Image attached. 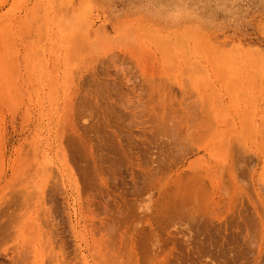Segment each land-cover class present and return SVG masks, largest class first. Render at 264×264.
<instances>
[{"label": "rangeland", "instance_id": "374dc122", "mask_svg": "<svg viewBox=\"0 0 264 264\" xmlns=\"http://www.w3.org/2000/svg\"><path fill=\"white\" fill-rule=\"evenodd\" d=\"M19 263L264 264V0H0Z\"/></svg>", "mask_w": 264, "mask_h": 264}, {"label": "bare ground", "instance_id": "6f19581e", "mask_svg": "<svg viewBox=\"0 0 264 264\" xmlns=\"http://www.w3.org/2000/svg\"><path fill=\"white\" fill-rule=\"evenodd\" d=\"M192 106H193V105H192ZM186 108H187V107H186ZM189 108H190V107H189ZM194 108H195V107H194ZM187 111H188V109H187ZM193 111H194V109H193ZM193 111H191V112H193ZM194 112H195V111H194ZM194 112H193V113H194ZM195 114H196V113H195ZM195 114H194V115H195ZM194 115H193V116H194ZM156 116H157V115H156ZM165 116H166V115H165ZM198 116H199V114H198ZM188 117H189V116H188ZM162 118H163V117H162ZM165 118H166V117H165ZM189 118H190V117H189ZM153 119H154V118H153ZM167 119H168V117H167ZM183 119H184V118H183ZM187 119H188V118H187ZM189 120H191V118H190ZM187 122H188V120H187ZM192 122L194 123V121H192ZM163 123H164V120H163ZM190 123H191V122H190ZM190 123H189V125H191ZM193 123H192V124H193ZM181 124H182V123H181ZM175 128H176V127H175ZM182 128H183V127H182ZM180 129H181V128H180ZM178 130H179V129H178ZM174 131H175V129H174ZM183 131H184V129H183ZM191 132H193V131H191ZM175 133H177V130H176ZM179 133H180V132H179ZM183 133H184V132H183ZM183 135H184V134H183ZM192 135H194V132H193V134H191L190 136H192ZM175 136L177 137V134H176ZM178 136H179V135H178ZM185 136H186V135H184V137H185ZM184 137H183V138H184ZM186 138H187V137H186ZM189 138H190V137H189ZM189 138H188V139H189ZM191 138H192V137H191ZM193 138H194V137H193ZM79 140H80V139H79ZM176 140H177V138H176ZM81 141H82V139H81ZM188 141H189V140H188ZM189 142H190V141H189ZM186 143H187V142H186ZM221 144H222V143H221ZM221 144H220V145H221ZM223 144H225L224 141H223ZM74 145H76V144L74 143ZM79 145H80V144H79ZM109 145H110V146H113V144L111 145V143H110ZM218 145H219V144H218ZM220 145H219V146H220ZM67 146H68V145H67ZM110 146H109V147H110ZM114 146H115V143H114ZM114 146H113V147H114ZM116 146H117V145H116ZM116 146H115L114 148H116ZM71 147H74V146L72 145ZM114 148H112V149H114ZM73 149H74V148H73ZM65 150H66V149H65ZM70 150H71V149H70ZM75 151H77V149H76ZM77 152H79V150H78ZM80 152H81V151H80ZM119 152H120V151H118V153H116V154H119ZM121 153H122V152H121ZM71 154H72V153H71ZM68 155H69V154H68ZM113 155H115V153H114ZM74 156L76 157V155H74ZM232 156H233V155H232ZM75 157H74V158H75ZM77 157H78V153H77ZM70 159H71V157H70ZM75 159H76V158H75ZM70 161H71V160H70ZM158 161H162V160H159V159H158ZM162 162H163V161H162ZM234 162H235V161H234ZM229 164H230V163H229ZM232 166H233V165H232ZM152 172H153V171H152ZM81 175H82V174H81ZM150 175H151V174H150ZM154 175H155V174H154ZM148 176H149V175H148ZM146 177H147V175H146ZM149 178H150V177H149ZM56 179H57V178H56ZM80 179H81V178H80ZM84 179H85V177H84ZM200 179H201V177H200ZM57 180H59V179H57ZM60 180H61V178H60ZM83 181H84V180H83ZM52 183H53V182H52ZM82 183H83V182H82ZM53 184H54V183H53ZM55 184H56V183H55ZM55 184H54L53 186H55ZM84 184H85V182H84ZM82 185H83V184H82ZM64 186H65V185H64ZM83 187H84V186H83ZM213 187H214V186H213ZM82 189H83V188H82ZM51 191H52V190H51ZM53 192H54V190H53ZM53 192H52V193H53ZM184 194H185V193H184ZM185 195H186V194H185ZM188 196H189V195H188ZM190 196H191V197H190L191 200H193V199H192V195H190ZM49 197H50V196H49ZM180 197L182 198V196H180ZM181 198H180V199H181ZM177 199H178V198H177ZM180 199H179V200H180ZM184 199H185V198H184ZM186 199H188V198L186 197ZM186 199H185V200H186ZM50 200H51V199H50ZM179 200H178V201H179ZM188 200H189V199H188ZM188 200H186V201H188ZM191 200L188 201V202L190 203ZM180 201H181V200H180ZM186 201H184V202H186ZM196 201H197V200H196ZM174 202H175V201H174ZM186 203H187V202H186ZM199 203H200V201H199ZM177 204H178V203L176 202V205H177ZM180 204H183V202H182V201H181V203L179 202V207H180ZM187 204H188V203H187ZM176 205H175V206H176ZM194 205H195V204H194ZM194 205H193V206H194ZM168 206H169V205H168ZM171 206H172V205H171ZM171 206H170V207H171ZM181 206H183V205H181ZM184 206H185V205H184ZM47 207H48V206H47ZM179 207H178V205H177V208H179ZM186 207H187V205H186ZM186 207H185V208H186ZM173 208H174V207H173ZM177 208H176V210H177ZM170 209L172 210V208H170ZM183 209H184V207L181 209L182 212L184 211ZM187 209H188V208H187ZM201 209H202V208H201ZM163 210H164V208H163ZM171 210H169V211H171ZM185 210H186V209H185ZM48 211H49V210H48ZM164 211H165V210H164ZM166 211H168V210H166ZM188 211H189V210H186V212H188ZM193 211H194V210H193ZM193 211H192V214H193ZM199 211H200V210H199ZM44 212H45V211H44ZM172 212H173V211H172ZM172 212H171V213H172ZM171 213H170V214L168 213V214H169V215H172L173 213H172V214H171ZM175 213H176V212H174V216H175ZM178 213H179V212H178ZM178 213H177V215H178ZM180 213H181V212H180ZM202 213H203V212H202ZM168 214H167V215H168ZM190 214H191V213H190ZM190 214H189V215H186V214H185V215H186L187 218H188V217L190 216ZM197 214H198V213H197ZM177 215H176V216H177ZM180 215H181V214H179V216H180ZM182 215H183V214H182ZM174 216H173V218H174ZM176 216H175V219H176ZM199 216H200V215H199ZM199 216H198L197 218H196V216H194V217H195L196 220H197V219L199 218ZM179 218H181V217H179ZM200 218H201V217H200ZM177 219H178V217H177ZM182 219H183L184 221H186L185 216H183ZM182 219H181V220H182ZM190 219H192V215H191V218H190ZM190 219L188 218L187 220L190 221ZM201 219H202V218H201ZM106 220H107V219H106ZM178 220H179V219H178ZM193 220H195V219H193ZM193 220H191V221L194 222V224H196L195 221H193ZM198 220L200 221V219H198ZM107 221H108V220H107ZM191 221H190V222H191ZM108 222H109V221H108ZM187 222H188V221H187ZM202 222H203V221H202ZM110 223H111V222H110ZM181 223H182V222H181ZM198 223H199V222H198ZM191 224H193V223H191ZM200 224H201V222H200ZM106 225H107V224L105 223V226H106ZM109 225H110V224H109ZM109 225H108V226H109ZM188 225H190V223H189ZM190 226H191V225H190ZM190 226H189V227H190ZM99 227H100V226H99ZM189 227L187 226L188 229H190V228L193 229V226L190 227V228H189ZM200 227H201V226H200ZM200 227H199V228H200ZM178 228H179V227H178ZM195 228H196V227H195ZM195 228H194V231H196V229H197V228H196V229H195ZM201 228H202V227H201ZM203 228H204V227H203ZM101 229H103V228H101ZM104 229H105V228H104ZM112 229H113V228H112ZM180 229H181V228H180ZM184 229H185V228H184ZM184 229H183V230H184ZM208 229H209V228H208ZM178 230H179V229H178ZM178 230H177V231H178ZM109 231H110V230H109ZM194 231H193V232H194ZM202 231H204V230L202 229ZM112 232H113V230H112ZM178 232H179V231H178ZM180 232H184V231H180ZM197 232H199V230H197ZM200 232H201V231H200ZM200 232H199V233H200ZM176 233H177V232H176ZM209 233H210V232H209ZM181 234H182V233H181ZM185 234H186V233H185ZM190 234H192V232H191ZM193 234H194V233H193ZM201 234H202V233H201ZM207 234H208V233H207ZM102 235H103V234H102ZM108 235H109V234H108ZM110 235H111V233H110ZM194 235H195V234H194ZM225 235H226V234H225ZM238 235H239V234H238ZM188 236H189V235H188ZM191 236H192V235H191ZM195 236H196V235H195ZM208 236H209V235H208ZM233 236H234V235H233ZM111 237H112V236H111ZM193 237H194V236H193ZM196 237H197V236H196ZM206 237H207V235H206ZM206 237L204 238V236H203L204 239H206ZM199 238H200V237H199ZM199 238H198V239H199ZM203 238H202V239H203ZM213 238H214V237H213ZM142 239H143V238H142ZM209 239H210V238H209ZM248 239H249V238H248ZM108 240H109V239H108ZM190 240H191V239H190ZM194 240H195V239H194ZM233 240H234V239H233ZM236 240H237V239H236ZM111 241H112V240H111ZM111 241H110V242H111ZM143 241H144V240H143ZM192 241H193V240H192ZM197 241H198V240H197ZM203 241H204V240H203ZM215 241H216V240H215ZM105 242H107V241L105 240ZM108 242H109V241H108ZM140 242H141V241H140ZM234 242H235V241H234ZM245 242H246V241H245ZM249 242H250V241H249ZM251 242H252V241H251ZM142 243H143V242H142ZM197 243H198V242H197ZM199 244H200V243H199ZM197 245H198V244H197ZM202 246H203V245H202ZM206 246H207V245H206ZM221 247H223V246H221ZM221 247H220V248H221ZM219 250H220V249H219ZM106 252H107V251H106ZM25 254H26V253H23V254H21V255H24V256H25ZM138 258H139V257H138ZM14 259L16 260V257H15ZM17 259L19 260V257H18ZM24 259H25V257H24ZM136 260H138V259H136ZM13 261H14V260H13ZM19 261L21 262L22 260H19ZM138 261H139V260H138ZM17 262H18V261H17ZM137 263H138V262H137ZM19 264H20V263H19ZM140 264H141V263H140Z\"/></svg>", "mask_w": 264, "mask_h": 264}]
</instances>
